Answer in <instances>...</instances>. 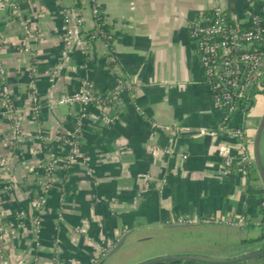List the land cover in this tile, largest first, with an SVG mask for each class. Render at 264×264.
<instances>
[{"label":"crops","instance_id":"1","mask_svg":"<svg viewBox=\"0 0 264 264\" xmlns=\"http://www.w3.org/2000/svg\"><path fill=\"white\" fill-rule=\"evenodd\" d=\"M14 1L31 35L25 53L18 16L0 6V83L7 89L6 96L0 91V132L9 124L10 107L24 130L0 177V264H99L123 236L102 264H135L128 256L138 245L173 229L206 228L239 241L233 251L208 256L258 248L264 239L262 184L254 165L245 176L236 167L222 172V159L236 154L237 143L221 133L222 112L201 82L187 24L216 3L239 16L264 0H96L112 34L109 45L87 39L94 28L89 0ZM64 9L75 21L74 46L49 81L60 59ZM32 78L37 113L28 99ZM86 79L104 91L123 90L122 99L111 121L90 109L73 138L79 108L55 100ZM263 91L264 72L247 107L228 121L243 127L250 143L264 112ZM69 154L74 158L66 162ZM260 154L264 164V130ZM51 157L56 166L44 187L40 166ZM35 215L41 220L37 232ZM240 216L242 226L235 224ZM204 217L217 222L199 223ZM177 218L195 222L168 226Z\"/></svg>","mask_w":264,"mask_h":264},{"label":"built area","instance_id":"2","mask_svg":"<svg viewBox=\"0 0 264 264\" xmlns=\"http://www.w3.org/2000/svg\"><path fill=\"white\" fill-rule=\"evenodd\" d=\"M91 13L94 20V28L88 33V40H99L106 45L112 41V34L109 30L101 29L105 19L99 10L96 0H89ZM0 6H7L10 11L18 16V21L23 31L21 45L25 53H29V35L31 27L22 17L19 5L14 0H0ZM63 31L62 48L60 59L50 72L49 81H53L58 75L63 61L67 59L69 52L74 46V19L67 9L62 13ZM187 38L192 44L197 57L198 67L201 74V82L210 93L215 106L222 112L221 133L233 137L237 143V152L234 156H225L222 159V172L227 173L236 167L240 175L245 176L250 167L254 165L252 159L251 143L241 126H230L228 124L231 116L238 110L244 109L250 102V95L253 88L260 85V78L264 72V5L259 7H246L239 16L228 14L219 3L214 4L209 10L201 12L193 17L187 24ZM84 53V51H83ZM30 71L33 73L34 69ZM0 64V77H1ZM118 79V83L122 84ZM251 86L250 92H247ZM28 99L35 113L40 107L36 84L32 79L29 81ZM6 88L1 86L0 91L6 94ZM121 89L117 91H104L96 88L93 83L86 79L78 88L71 92L60 93L55 102L69 106H78L79 114L75 121L72 137L77 138L81 134L82 124L90 109L99 111L102 119L111 121L117 115L116 111L122 99ZM6 96V95H5ZM8 98L1 102L6 106ZM7 107V106H6ZM10 121L7 128L0 132V177L7 175V155L9 150L24 140V130L18 119L16 111L9 108ZM185 157V156H183ZM74 158L69 154L65 161L69 162ZM56 166V159L51 157L41 164L42 186L50 180L51 174ZM146 177L145 175H143ZM262 184V183H261ZM7 187H4L6 189ZM263 189V187H262ZM40 205L44 204L45 195H38ZM259 212L261 224L264 226V192L259 199ZM20 223H23L22 212L15 214ZM32 227L38 230L41 220L38 215L31 219ZM193 219L177 218L178 224H192ZM201 224H213L217 221L210 217L200 218ZM245 222L240 216L235 224L242 226ZM233 225L234 223H228ZM33 243L38 245L35 237ZM2 253V229L0 225V254ZM35 264V263H33Z\"/></svg>","mask_w":264,"mask_h":264},{"label":"rangeland","instance_id":"3","mask_svg":"<svg viewBox=\"0 0 264 264\" xmlns=\"http://www.w3.org/2000/svg\"><path fill=\"white\" fill-rule=\"evenodd\" d=\"M238 244L239 241L235 240L233 236L219 235L206 228L173 229L162 232L156 239L141 243L128 257L131 260H136L134 263H137L146 260L148 257L165 253L185 254L192 251H198L204 255L227 253L231 249L232 251L235 250V246ZM165 264H188V262H168ZM234 264H264V254Z\"/></svg>","mask_w":264,"mask_h":264},{"label":"water","instance_id":"4","mask_svg":"<svg viewBox=\"0 0 264 264\" xmlns=\"http://www.w3.org/2000/svg\"><path fill=\"white\" fill-rule=\"evenodd\" d=\"M250 85L247 89V92H250ZM264 92V91H263ZM264 130V112L262 113L258 124L256 126L254 135L252 137L251 143V151H252V159L253 163L257 172V176L260 179L263 187L264 192V164L261 159L260 154V141ZM186 224H171L168 225L170 227H179L184 226ZM124 240V236L121 240L112 247L108 252H106L101 259L99 264L104 263L113 253H115L119 247L121 246ZM264 254V239L262 240L260 246L256 249L251 251L243 252L239 255L232 256V257H215V256H208L200 253H185V254H162L157 255L151 258H148L144 261L135 263V264H161V263H168V262H195L201 264H234L239 261H245L249 258L258 257Z\"/></svg>","mask_w":264,"mask_h":264},{"label":"trees","instance_id":"5","mask_svg":"<svg viewBox=\"0 0 264 264\" xmlns=\"http://www.w3.org/2000/svg\"><path fill=\"white\" fill-rule=\"evenodd\" d=\"M101 29H103L104 31L107 30V26L105 24L101 25ZM247 107V106H246ZM245 107V108H246ZM244 108V109H245ZM172 263H176V262H172ZM161 264H164V263H161ZM188 264H201V263H195V262H188Z\"/></svg>","mask_w":264,"mask_h":264}]
</instances>
